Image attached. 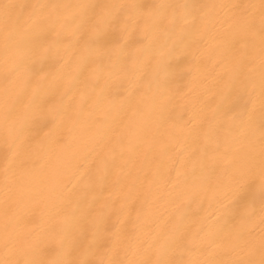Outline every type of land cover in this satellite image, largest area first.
Instances as JSON below:
<instances>
[{
  "label": "bare ground",
  "instance_id": "obj_1",
  "mask_svg": "<svg viewBox=\"0 0 264 264\" xmlns=\"http://www.w3.org/2000/svg\"><path fill=\"white\" fill-rule=\"evenodd\" d=\"M0 264H264V0H0Z\"/></svg>",
  "mask_w": 264,
  "mask_h": 264
}]
</instances>
